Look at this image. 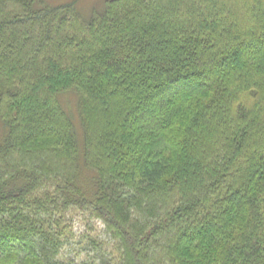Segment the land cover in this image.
Listing matches in <instances>:
<instances>
[{"label":"trees","instance_id":"16d2710c","mask_svg":"<svg viewBox=\"0 0 264 264\" xmlns=\"http://www.w3.org/2000/svg\"><path fill=\"white\" fill-rule=\"evenodd\" d=\"M234 1L0 0V264H264V0Z\"/></svg>","mask_w":264,"mask_h":264},{"label":"rangeland","instance_id":"374dc122","mask_svg":"<svg viewBox=\"0 0 264 264\" xmlns=\"http://www.w3.org/2000/svg\"><path fill=\"white\" fill-rule=\"evenodd\" d=\"M50 3L52 4H59V3H64V2H68V1H76L79 10L81 11V13L88 17L91 13V11L93 9H98V8H102L104 6V2L106 0H48ZM242 4L240 2H238L237 0L229 3L228 5V9L230 8H234V7H241ZM211 75L207 76L206 78L209 80L211 79ZM64 105L65 107L68 109V111H70L72 114H76L77 113V108H76V98L75 96L68 94L67 98L64 101ZM80 131V127L77 129V132ZM76 233L80 234L81 232H85L86 226L83 223V221L76 219ZM72 255L76 254V252H71ZM83 255V254H82Z\"/></svg>","mask_w":264,"mask_h":264}]
</instances>
